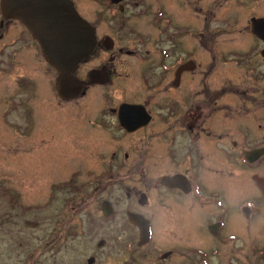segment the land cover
Returning a JSON list of instances; mask_svg holds the SVG:
<instances>
[{
	"label": "flooded vegetation",
	"instance_id": "flooded-vegetation-1",
	"mask_svg": "<svg viewBox=\"0 0 264 264\" xmlns=\"http://www.w3.org/2000/svg\"><path fill=\"white\" fill-rule=\"evenodd\" d=\"M1 1L0 52L9 50L10 58L16 59L17 50L25 51L30 63L45 61L58 75L20 17L33 10L32 1L14 0L9 17L3 14ZM71 1L96 35L93 51L73 71L84 82L72 99L79 105L75 113L94 132L87 134L88 139L107 148L101 158L111 172L105 170L100 176L141 184L133 194L137 207L127 210L130 223L133 212L150 225V239L140 244L142 228L132 223L139 233L138 244H149L154 234L153 217L145 209L153 205L164 209L166 202L172 216L178 208L186 218L196 212L192 230L196 236L229 239L224 235V196L208 186L214 183L224 187L229 208L253 226L255 213L264 203V173L260 172L264 165V0H212L211 7L208 0ZM56 4L50 0L48 8ZM215 18L219 24L211 27ZM201 51L205 59L213 52L215 61L198 77L204 65L198 59ZM218 60L243 68L248 78L237 79L239 74L233 79L213 78ZM241 162L250 170L254 192L239 201L234 195L241 182ZM84 180L89 183V178ZM80 186L82 182L77 189ZM106 203L113 210L104 213L109 217L115 208L104 199L103 212ZM178 245L160 252V258L166 261L186 251ZM189 247L206 260L204 248Z\"/></svg>",
	"mask_w": 264,
	"mask_h": 264
},
{
	"label": "rangeland",
	"instance_id": "rangeland-1",
	"mask_svg": "<svg viewBox=\"0 0 264 264\" xmlns=\"http://www.w3.org/2000/svg\"><path fill=\"white\" fill-rule=\"evenodd\" d=\"M208 2L210 7L214 4ZM216 18L211 27L218 26ZM200 53L198 59L204 65L208 61V66L198 69V77L215 61L213 52L207 59L204 51ZM15 57L10 58L9 50L0 52V264H264V203L251 226L244 215L229 208L224 187L217 183L208 186L225 197L224 235L229 239L196 236L192 231L196 212L186 218L178 208L172 216L166 202L164 209L155 205L145 209L153 217L154 234L149 244L139 245L138 230L127 210L137 207L133 194L141 184L100 176L105 170L111 172L101 158L107 148L88 139L87 134L94 132L75 113L76 100L58 96L55 69L38 59L30 63L25 51L17 50ZM216 67L213 78L249 76L243 68L219 60ZM260 170L264 173V165ZM249 173L241 162L239 191L232 192L236 200L254 192ZM78 182L83 186L77 189ZM104 199L115 208L109 217L101 207ZM231 232L237 234L228 235ZM177 244L186 251L163 261L160 252ZM189 246L204 248L206 260Z\"/></svg>",
	"mask_w": 264,
	"mask_h": 264
},
{
	"label": "water",
	"instance_id": "water-1",
	"mask_svg": "<svg viewBox=\"0 0 264 264\" xmlns=\"http://www.w3.org/2000/svg\"><path fill=\"white\" fill-rule=\"evenodd\" d=\"M28 2L33 10L20 14L34 36L40 41L46 60L54 66L58 75L55 88L63 100H72L82 90L84 82L73 75L76 66L94 49L96 35L92 26L75 9L71 0H56V6H49L50 0H17ZM2 12L9 17L14 11V0L1 1ZM93 72H89L92 77ZM113 212L111 205H104V213ZM130 220L142 228L140 244L150 239L148 220L142 215L130 212ZM146 223V224H145ZM146 226V228H145ZM146 238V239H145Z\"/></svg>",
	"mask_w": 264,
	"mask_h": 264
}]
</instances>
